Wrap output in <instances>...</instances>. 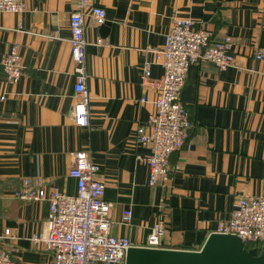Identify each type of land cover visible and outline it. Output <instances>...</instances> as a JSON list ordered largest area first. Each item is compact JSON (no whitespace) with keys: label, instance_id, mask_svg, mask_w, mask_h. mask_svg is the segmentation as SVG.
<instances>
[{"label":"crops","instance_id":"1","mask_svg":"<svg viewBox=\"0 0 264 264\" xmlns=\"http://www.w3.org/2000/svg\"><path fill=\"white\" fill-rule=\"evenodd\" d=\"M77 2L24 0L22 12H0V61L16 45L22 66L9 84L0 65V247L16 264H47L50 251L33 237L47 234L49 201L15 192L40 176L47 194L74 195L73 154L84 150L112 203V235L143 247L161 221L163 249L198 251L238 198L264 197V59L254 58L264 48V0H88L105 10L108 31H99L88 7L86 127L70 117L77 99L69 18ZM175 19L211 31L214 42L230 37L234 61L223 70L190 66L180 95L190 136L170 157L168 181L150 186L148 167L136 160L150 150L135 134L153 115L159 91L144 68L151 83L160 82L156 51Z\"/></svg>","mask_w":264,"mask_h":264},{"label":"built area","instance_id":"2","mask_svg":"<svg viewBox=\"0 0 264 264\" xmlns=\"http://www.w3.org/2000/svg\"><path fill=\"white\" fill-rule=\"evenodd\" d=\"M100 27L105 22V10L93 7L88 0H78L69 18L70 54L75 72L76 103L70 117L75 125H88V95L85 88L84 50L85 10ZM24 0H0V12L20 13ZM101 40L98 41V44ZM231 38L214 42L211 31L197 29L189 20L175 19L172 23L163 49L156 51L161 58L163 75L160 82L149 81L150 70L144 68V77L149 85L158 88L155 111L145 125L136 130V142L150 150L147 157L137 156L136 160L148 167V184L155 185L159 180L168 181L171 155L180 150L190 136L189 113L180 100L187 73L193 64L213 63L223 70L233 64L229 53ZM256 60L264 59V48L255 52ZM0 65L9 84L17 83L22 75L21 58L17 46H13L1 57ZM142 101V100H141ZM70 175L76 180V193L66 195L57 190L49 194L42 186V178L24 179L22 189L15 196L22 200L49 201L45 237H33L34 242H44L51 253L47 264H110L124 262L127 251L135 245L126 237L111 234L110 219L112 203L104 198L105 185L97 178V166L89 151L73 154ZM126 221L131 213H125ZM216 234L234 235L244 246L264 253V197H240L236 201L230 217L220 221ZM9 235L4 231L2 239ZM165 228L158 221L147 236L145 248H162ZM0 264H16L11 255L0 247Z\"/></svg>","mask_w":264,"mask_h":264},{"label":"water","instance_id":"3","mask_svg":"<svg viewBox=\"0 0 264 264\" xmlns=\"http://www.w3.org/2000/svg\"><path fill=\"white\" fill-rule=\"evenodd\" d=\"M99 31L108 28L101 25ZM124 264H264V253L246 248L237 236L212 233L198 251L130 248Z\"/></svg>","mask_w":264,"mask_h":264},{"label":"trees","instance_id":"4","mask_svg":"<svg viewBox=\"0 0 264 264\" xmlns=\"http://www.w3.org/2000/svg\"><path fill=\"white\" fill-rule=\"evenodd\" d=\"M246 248H248V249H250V247L249 246H245Z\"/></svg>","mask_w":264,"mask_h":264}]
</instances>
